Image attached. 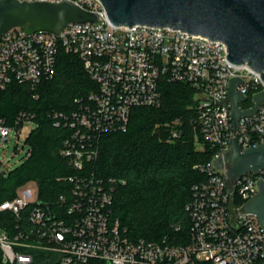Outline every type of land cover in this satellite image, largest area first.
<instances>
[{"label": "built area", "instance_id": "2783aa9c", "mask_svg": "<svg viewBox=\"0 0 264 264\" xmlns=\"http://www.w3.org/2000/svg\"><path fill=\"white\" fill-rule=\"evenodd\" d=\"M19 1L72 3L96 14L98 21L72 23L58 34H29L24 28L4 33L0 89L17 82L36 90L54 77L62 50L79 57L95 89L75 100V110L51 114L54 125L69 132L60 154L72 169L59 179L69 189L51 205L53 216L30 192H18L0 204L1 263L264 264V226L244 209L259 193L264 169L231 180L226 162L215 165L229 154L234 138L242 151L264 142V99L256 102V96L264 94L262 74L248 64L231 62L222 40L175 27L117 26L100 0ZM233 79L240 80L237 92L245 97L240 110L257 107L253 115L238 120L236 129L232 103L226 101ZM164 80L194 89L195 124L216 150L211 162L195 167L204 178L191 189L186 205L189 239L182 244L169 237H131L114 216L116 180H104L90 168L98 159L103 135L125 132L133 109L161 106ZM28 123L36 124L35 114L22 111L13 121L0 117L1 142ZM179 135L178 130L172 133L173 138Z\"/></svg>", "mask_w": 264, "mask_h": 264}, {"label": "trees", "instance_id": "16d2710c", "mask_svg": "<svg viewBox=\"0 0 264 264\" xmlns=\"http://www.w3.org/2000/svg\"><path fill=\"white\" fill-rule=\"evenodd\" d=\"M94 89L83 62L65 50L59 53L54 77L42 81L36 90L17 82L0 89V117L13 121L25 111L35 114L37 125L27 139L29 153L24 163L7 171L0 163V204L17 197L19 189L29 183L37 185L38 200L50 205L69 189L59 181L72 174L60 154L69 132L56 127L51 114L75 110V100ZM160 89L161 106L133 109L125 132L102 136L98 159L90 168L104 180H116L114 216L131 237H169L182 244L189 239L186 205L191 189L204 178L195 167L211 162L216 150L204 141L195 124L194 89L166 80ZM174 130L180 132L179 137H172Z\"/></svg>", "mask_w": 264, "mask_h": 264}, {"label": "water", "instance_id": "95a60500", "mask_svg": "<svg viewBox=\"0 0 264 264\" xmlns=\"http://www.w3.org/2000/svg\"><path fill=\"white\" fill-rule=\"evenodd\" d=\"M111 22L117 26L146 25L175 27L189 34L211 40H222L227 46V58L234 64H248L262 74L264 80V0H100ZM96 14L72 3H42L19 0H0V39L13 28H24L31 34L48 31L58 34L72 23L97 22ZM239 79H233L227 102L232 103L234 128L241 117L253 115L241 111L239 102L245 97L237 92ZM264 94L256 96L257 105ZM215 161L222 167L228 164L231 180L264 169V142L242 151L233 139L228 155ZM260 179V178H259ZM259 193L245 205V211L255 215L264 226V181L260 179ZM52 217L51 205L38 202Z\"/></svg>", "mask_w": 264, "mask_h": 264}, {"label": "rangeland", "instance_id": "374dc122", "mask_svg": "<svg viewBox=\"0 0 264 264\" xmlns=\"http://www.w3.org/2000/svg\"><path fill=\"white\" fill-rule=\"evenodd\" d=\"M36 127V124L28 123L20 132L16 130L12 131L9 141L1 142L0 140V161L4 163L7 169L13 170L24 163L29 153L26 142ZM198 148L203 149L201 145ZM23 192H30L34 198L38 196V187L35 183H29L19 189V193ZM1 234L2 232L0 231Z\"/></svg>", "mask_w": 264, "mask_h": 264}]
</instances>
